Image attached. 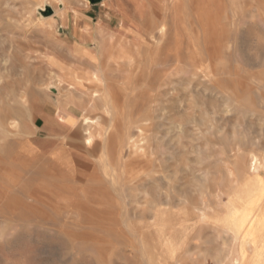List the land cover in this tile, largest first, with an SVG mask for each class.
Here are the masks:
<instances>
[{
	"label": "rangeland",
	"instance_id": "1",
	"mask_svg": "<svg viewBox=\"0 0 264 264\" xmlns=\"http://www.w3.org/2000/svg\"><path fill=\"white\" fill-rule=\"evenodd\" d=\"M150 2L0 0V264H222L233 234L241 257L264 240V0H183L148 33ZM120 50L134 69L91 83Z\"/></svg>",
	"mask_w": 264,
	"mask_h": 264
},
{
	"label": "bare ground",
	"instance_id": "2",
	"mask_svg": "<svg viewBox=\"0 0 264 264\" xmlns=\"http://www.w3.org/2000/svg\"><path fill=\"white\" fill-rule=\"evenodd\" d=\"M156 1L157 2H155L154 4L152 2H150L151 6H152L150 8L151 11H152L151 15L144 16V18H145L144 20L151 27L147 31L148 33L152 32L151 30L153 29L154 25H156V23L165 21L169 16L172 17L173 19H175L179 23H182V22H184L186 20L187 14H186V11H185V7L183 6V0H173L171 4H168L167 0H156ZM225 1L226 0H212V6L213 7H219V6L223 5V4H225L226 3ZM233 1L234 0H232V2ZM229 3H230V1H229ZM169 9H171L173 11V13L170 12ZM219 16H220V19L224 18L222 16V14H220ZM87 33H88L87 35H90L89 32H87ZM180 45H181V43H180ZM161 47H162V45H161ZM161 47L158 46L156 48L157 49L158 48L161 49ZM162 49L164 51V47H162ZM120 52L123 54V55L121 54L122 57L116 58V59L112 58V57H107V58L106 57H104V58L98 57V58H94L96 64L99 66V67H97L96 71H100L102 77H100L97 73H95L90 79L91 83L98 84L97 82H99V83L101 82L102 86H105V85L107 86V83L109 81H106V78H105L106 74L111 72V71H114V70H116V71L121 70L125 63L128 64L130 71H132V69H134L133 68L134 60H135L134 56L130 57L127 61H125L124 60V51L120 50ZM177 55H179V53ZM175 57H177V56H175ZM176 60L178 62L181 61L180 58H177ZM174 62L176 63V61H174ZM168 63H169V58L166 55L160 57L159 59L153 60L152 73L156 74L157 71H161L162 69L164 70V67L166 65H168ZM58 69H59V71L60 70L62 71L60 74H64V76H65L64 77L62 75V77L60 79H62L64 82H66L67 86L70 89H79V87H77V83L83 84V78H81V76L79 75V73H78V71L76 69H68L67 66H62L61 64L58 65ZM57 76L60 77V75H57ZM163 77L164 78L162 80L165 81L168 78V75L166 73H163ZM111 82H113V80L110 81L109 83H111ZM54 89L57 90L56 88H54ZM58 92H59V90H58ZM161 94H163V92ZM92 95H94V94H92ZM82 107L84 108V106H82ZM65 108L63 107V110H65V112H68V117H67V119L63 120V123L65 125H68V124L71 123L70 119L71 120L75 119V115H74V112L70 111L71 112L70 113ZM60 117L63 119L62 116H60ZM86 119L87 118L84 117V119H83L84 123L87 122ZM11 123H13V122L11 121ZM137 128H138V130L141 129L140 126H137ZM84 134H85V137L83 139V143L88 148L91 145V143H89V141H92L91 140L92 139V133L87 128V129H85V133ZM131 137L132 136L130 135V133L128 135H126L124 137V139L120 142V147L121 148L123 146L133 147L135 143L131 139ZM261 165H262V162H260V159L257 158L256 156L252 155L250 157L249 161H248L247 166H246L247 167L246 171L239 173L235 177V181L236 182L245 181L250 186L254 185L256 183V181L260 179L259 175H260ZM260 180H261V184H262V187H260V188H262V190H264V180H262V179H260ZM241 194L243 195L244 192H242ZM189 214H191V213H189ZM243 218H244V214L241 215V214H238L237 212L232 214L231 224H232V228H233L234 232H238V226H241L244 223V219ZM189 226L195 227V225H189ZM257 231L264 235V225L259 227V229ZM238 239H239L238 234H233L232 235L231 248L229 249V251H228V253L226 255V259L224 261H222V264H246V262L249 261L253 257V255H248V256L247 255H242V257H241V254L237 253V251H238L237 250V248H238V243H237ZM245 244H246L245 246L248 245V248H250L251 245H252V244H250V241H248V240L245 241ZM255 246H257V247L259 246L257 248V251L255 252V254H257L258 257L263 258V254H264V240H262L260 243H256Z\"/></svg>",
	"mask_w": 264,
	"mask_h": 264
},
{
	"label": "crops",
	"instance_id": "3",
	"mask_svg": "<svg viewBox=\"0 0 264 264\" xmlns=\"http://www.w3.org/2000/svg\"><path fill=\"white\" fill-rule=\"evenodd\" d=\"M254 253H252V255H254ZM254 262H256V264H258V263L264 264V254H263V258L259 262L257 260H253L252 263H254Z\"/></svg>",
	"mask_w": 264,
	"mask_h": 264
},
{
	"label": "water",
	"instance_id": "4",
	"mask_svg": "<svg viewBox=\"0 0 264 264\" xmlns=\"http://www.w3.org/2000/svg\"><path fill=\"white\" fill-rule=\"evenodd\" d=\"M89 1V3H96V2H98V1H100V0H88Z\"/></svg>",
	"mask_w": 264,
	"mask_h": 264
},
{
	"label": "snow or ice",
	"instance_id": "5",
	"mask_svg": "<svg viewBox=\"0 0 264 264\" xmlns=\"http://www.w3.org/2000/svg\"><path fill=\"white\" fill-rule=\"evenodd\" d=\"M89 143H91V141H89Z\"/></svg>",
	"mask_w": 264,
	"mask_h": 264
}]
</instances>
